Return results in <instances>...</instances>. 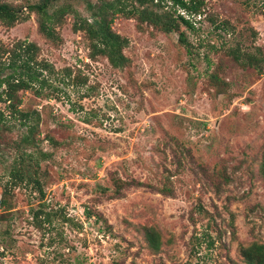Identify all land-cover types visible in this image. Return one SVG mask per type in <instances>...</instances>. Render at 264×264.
Here are the masks:
<instances>
[{"label": "rangeland", "instance_id": "374dc122", "mask_svg": "<svg viewBox=\"0 0 264 264\" xmlns=\"http://www.w3.org/2000/svg\"><path fill=\"white\" fill-rule=\"evenodd\" d=\"M4 1L25 20L0 24V45L34 43L53 71L39 94L18 93L19 108L40 116L33 139L22 140L16 119L0 127V264H245L242 247L264 243V0H203L199 15L162 0L192 24L168 34L117 17L122 69L89 58L72 13L50 41L27 11L39 0ZM102 1L50 7L88 18V4ZM19 141L27 155H47L29 169L42 201L32 184L10 182ZM38 209L57 211L50 228L33 225Z\"/></svg>", "mask_w": 264, "mask_h": 264}, {"label": "trees", "instance_id": "16d2710c", "mask_svg": "<svg viewBox=\"0 0 264 264\" xmlns=\"http://www.w3.org/2000/svg\"><path fill=\"white\" fill-rule=\"evenodd\" d=\"M57 1L39 0L37 3L27 6L28 13L37 15L39 33L50 41L59 40L60 37L53 25L61 23L66 13H72L74 16L73 31H84L89 41V58L103 57L114 69H122L129 63L128 58L123 53L128 45V39L113 31L112 23L115 18L134 19L140 25L152 26L165 34L173 32L177 23H181L185 27H192L190 20L183 17V15L173 16L170 12L163 11L161 8L162 0H105L97 6L88 4V18H82L69 5L56 7L52 10L50 5ZM173 2L174 5L189 15L201 14L203 0H189V3L184 0H173ZM21 10L22 7H16L0 0V24L12 27L14 24L24 21L25 17ZM179 41L182 44L186 42L183 33H180ZM38 53V46L31 42L17 41L10 48L0 45V103L6 105V113L0 109V127H2L3 132H8L9 120H18L21 126L26 129L22 140L28 139L31 141L33 139L39 125L40 116L37 112L23 111L19 108L20 98L18 93L33 90L37 83H45L46 78L42 76L43 72L50 73L53 71L48 62L37 60ZM7 54L9 58L3 60V56ZM246 64L252 65L253 63L246 59ZM66 72L70 73V70ZM42 87L40 86V89ZM40 89L33 91L39 94ZM21 144V141L16 143L19 153L11 165L10 182L13 186L19 183L32 184L33 189L38 193V200L42 201L44 198L42 187L34 177L30 176L29 169L31 165L39 166L40 159L46 158L47 155L41 150L37 152L40 154L39 156L36 155V151L27 155ZM262 158L260 167H262V173L264 174V154ZM217 175L218 178L222 176L220 172ZM7 190L8 188H5L3 195ZM165 192L160 190L162 194H170ZM5 206V200L0 199V207L4 208ZM57 214V211L45 213L38 209L33 213V225L38 230H45L43 229L44 226L50 228ZM60 216L61 224L70 222V219L63 214L60 213ZM146 242L153 251L159 250L160 243L154 233H147ZM241 253L245 264H264V243L253 242L247 247H242Z\"/></svg>", "mask_w": 264, "mask_h": 264}]
</instances>
